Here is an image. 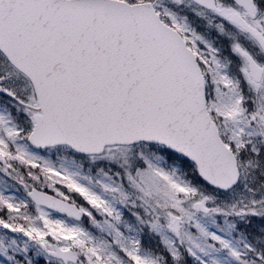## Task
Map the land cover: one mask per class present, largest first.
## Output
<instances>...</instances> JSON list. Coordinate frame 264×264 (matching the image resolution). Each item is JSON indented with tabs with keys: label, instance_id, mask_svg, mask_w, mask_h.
<instances>
[{
	"label": "snow or ice",
	"instance_id": "6c2138e0",
	"mask_svg": "<svg viewBox=\"0 0 264 264\" xmlns=\"http://www.w3.org/2000/svg\"><path fill=\"white\" fill-rule=\"evenodd\" d=\"M0 264H264V0H0Z\"/></svg>",
	"mask_w": 264,
	"mask_h": 264
}]
</instances>
